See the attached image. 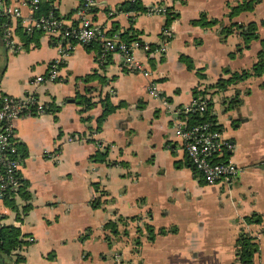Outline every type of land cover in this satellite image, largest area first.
I'll return each instance as SVG.
<instances>
[{
	"label": "crops",
	"instance_id": "crops-1",
	"mask_svg": "<svg viewBox=\"0 0 264 264\" xmlns=\"http://www.w3.org/2000/svg\"><path fill=\"white\" fill-rule=\"evenodd\" d=\"M6 1L29 14L26 0ZM126 1L96 0L91 20L107 35H135L153 47L160 42L165 15L149 14L144 7L161 2L175 13L167 23L170 36L164 52L133 50L150 69L157 96L147 91L148 76L124 69L119 52L109 53L98 65L96 45L74 42L59 56L55 36L41 32L36 44L29 41L24 46L14 32L20 47L3 52L0 93L12 95L31 89L28 80L46 73L48 64L58 59L54 79L40 82L34 90L40 101L57 109L14 122L25 192L8 201L0 199V224L19 229L23 241L17 264H231L236 262L234 243L241 230L253 235L257 244L252 264H264V72L224 90L206 87L214 121L232 143L222 157L242 167L229 184L205 183L173 132L176 120L184 122L179 111L186 112L193 101L192 87L226 76L223 68L238 70L255 60L259 40L264 39V0L231 17L229 5L236 0H137L136 10H125ZM48 3L63 24L75 22L80 0ZM200 12L216 21L193 22ZM249 20L256 22L257 37L230 56L241 39L236 30L221 38V25ZM181 56L190 58L192 66L186 67ZM86 74L92 76L85 79ZM235 89L241 101L225 109L222 100ZM78 93L93 103L84 107ZM105 95L117 105L91 132ZM87 132L89 137L66 139ZM99 145H108L100 161L91 157ZM52 151L54 157L49 158L45 152ZM97 196L101 202L92 207L90 201ZM252 212L261 215L259 222L244 221L243 216ZM118 216L134 218L117 221L120 232L108 245L103 224ZM144 223L152 226L151 239ZM161 227L173 229L158 232ZM136 235L138 244L133 243ZM7 258L0 257V264H12V256Z\"/></svg>",
	"mask_w": 264,
	"mask_h": 264
},
{
	"label": "built area",
	"instance_id": "built-area-1",
	"mask_svg": "<svg viewBox=\"0 0 264 264\" xmlns=\"http://www.w3.org/2000/svg\"><path fill=\"white\" fill-rule=\"evenodd\" d=\"M37 2L38 0H26L29 14L24 15L18 4L0 0V15H6L9 20H19L21 29L26 33L37 30L55 36L59 56L66 54L74 42L84 45H97L95 57L98 65L105 62L109 53L119 52L124 69L128 72H139L148 76L147 91L152 96L158 95L156 82L150 77V69L134 56L133 50L141 48L146 52H164L170 36L168 25L162 24L159 32L160 42L152 47L136 36L125 41L115 35H107L90 18L91 8L96 0H80L75 11V22L67 24H63L51 10L34 15ZM144 11L149 14L165 15L168 8L164 3L152 2L145 7ZM1 39L0 52L2 53H0V59L4 50L12 51L20 47L19 41L14 40L13 26L10 21L4 23ZM57 63L58 59L56 58L48 64L46 73L37 74L30 78L28 82L31 89L25 93L21 95L0 93V199L17 196L25 188L24 179L19 173L20 156L14 144V122L22 116L44 112L45 102L38 99L34 90L40 82L54 79ZM198 104V108L202 109L204 100L200 99ZM173 132L180 139L188 161L205 183L213 184L221 181L229 184L242 170L240 165L222 157V154L231 148L232 143L222 135L215 121L204 119L187 125L181 120H176L173 125ZM90 135L91 132H87L84 136L70 135L66 139L77 140ZM45 154L49 158L54 157V151L52 153L45 152ZM28 239H32V237L30 236ZM18 250L19 248L16 247L11 253L14 255Z\"/></svg>",
	"mask_w": 264,
	"mask_h": 264
},
{
	"label": "trees",
	"instance_id": "trees-1",
	"mask_svg": "<svg viewBox=\"0 0 264 264\" xmlns=\"http://www.w3.org/2000/svg\"><path fill=\"white\" fill-rule=\"evenodd\" d=\"M49 0L45 1H39L37 2V7L34 10V15L45 13L49 10L52 11V13L56 16L54 8L48 3ZM258 0H236V2L233 5H229V10L227 12V16L231 17L232 15L236 14L237 12L241 10H250L253 8L254 4ZM140 8L137 0H129L125 2L124 9L125 10H136ZM169 8V7H167ZM145 10V7H144ZM175 15L172 11H167L165 14V20L164 24L167 25L168 21ZM9 18L6 15H0V45H1V36H2V30L4 27V23H9ZM215 18H208L206 19L205 13L200 12L198 14V17L193 20V22H199L201 24L204 23H213L215 22ZM256 22L253 20H249L246 22H236V21H230L229 23L225 25H221L220 27V35L221 38H224L228 33L232 32L233 30H236L238 35L240 36V43H238L233 51H230L228 54L231 56L234 54V52L240 51L242 47H246L247 43L250 39L257 37V31H256ZM14 32L17 33L20 37V40L23 41V45L27 46V43L29 41H32L34 44L37 43V36L40 31L34 30L32 32L26 33L22 31V29L19 26V20H16V25L14 26ZM135 35H130L126 39H123L125 41L130 40L131 38H134ZM139 39V38H138ZM260 42V48L256 52V58L255 60L250 64L248 67H242L238 70H228L227 68H223V71L225 73H228L226 76L218 77L214 82L211 84H208L207 86L203 87H197L194 86L191 88L192 98L193 101L190 103V107L186 112H182V110L179 111V115L183 117L184 123L189 125L195 122H198L200 120H211L214 121L213 113L211 112V98L207 96V90L206 87H212L213 91L216 90H224L226 87L231 84L235 83L239 80H242L248 76H258L264 72V39L261 38L259 40ZM151 46V44H149ZM97 48V45H96ZM182 60L185 62L186 67H191L190 58L187 56H181ZM2 67H0L1 71ZM198 75H202L198 73ZM92 74H86L84 76L85 79H88L91 77ZM244 93L248 92V89H245L243 91ZM77 98L81 103L84 104V107L90 106L93 102L90 101L89 96H85L84 94H76ZM200 99L204 100V104L202 109H199L198 102ZM241 101V97L239 96L238 89H235L232 94L227 96L226 98H223L222 103L224 104V108L228 109L232 106H235L239 104ZM102 109L100 114L96 117V125L93 128L91 132L96 131L99 129L101 121L104 119L105 115L115 108L117 104H113L108 100V96L105 95L100 99ZM57 109V105L52 104L51 102H45L44 105V111H54ZM90 139V138H89ZM92 139V138H91ZM108 149V145H103L101 147H97V149L92 153L91 157L94 160H103L105 157V153ZM192 169L197 172L193 166L191 165ZM198 173V172H197ZM199 174V173H198ZM95 188H97V183H92ZM102 193L103 191L100 190ZM21 194L25 191H20ZM24 196H27V194H24ZM6 201L10 200L11 198H4ZM101 200L99 199V196L93 198L90 201V204L92 207L98 206L100 204ZM11 207H15L14 203L12 201L9 202ZM29 206L28 203L21 205L22 211H24ZM134 218V216H118L115 219H108L103 224V238L107 242L108 245L112 243V241L118 236L120 230L117 226V221L125 223L126 219ZM243 219L245 222H259L261 220V215L257 212H252L248 215L243 216ZM145 231H146V237L148 239H151L154 235L152 226L148 223H144L143 225ZM173 228L170 227L168 229H165L163 227L158 228V232H164L166 230H172ZM140 228L137 227L136 231L139 232ZM122 233H125V230H121ZM20 232L17 226H14L12 224H0V257L4 256H12L11 253L12 250L16 247L20 246V243L23 241ZM87 233H85L83 236H80L82 239L85 237ZM138 235H136L133 238V243L139 242ZM235 251H236V262H232L231 264H252V255L254 251L257 249L256 241H254V236L251 235L248 231L241 230L238 233V236L235 240ZM21 259L17 253L13 255V264H17V262Z\"/></svg>",
	"mask_w": 264,
	"mask_h": 264
},
{
	"label": "rangeland",
	"instance_id": "rangeland-1",
	"mask_svg": "<svg viewBox=\"0 0 264 264\" xmlns=\"http://www.w3.org/2000/svg\"><path fill=\"white\" fill-rule=\"evenodd\" d=\"M13 20H15V19H13ZM11 25L13 26V36H14V26L16 25V20L13 23H11ZM19 26H20V24H19ZM20 28H21V26H20ZM0 53H2V52H0ZM0 61H2V64L4 63L3 55H2V58L0 59ZM0 67H1V62H0ZM7 257L8 256H4V258H6L7 260H9L10 258H7ZM11 263L13 264V261H11Z\"/></svg>",
	"mask_w": 264,
	"mask_h": 264
}]
</instances>
